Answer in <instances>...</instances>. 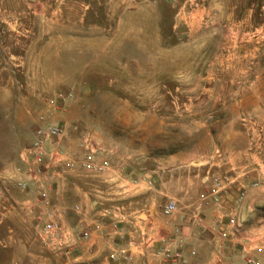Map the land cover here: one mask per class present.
I'll list each match as a JSON object with an SVG mask.
<instances>
[{
    "label": "rangeland",
    "instance_id": "obj_1",
    "mask_svg": "<svg viewBox=\"0 0 264 264\" xmlns=\"http://www.w3.org/2000/svg\"><path fill=\"white\" fill-rule=\"evenodd\" d=\"M239 17L258 39L255 72L234 69ZM256 106L264 111V0H0V264L63 254V227L43 229L62 225L53 181L25 155L36 127L63 128L47 146L84 177L101 185L116 171L138 184L155 160L223 143ZM92 148L105 171L80 167Z\"/></svg>",
    "mask_w": 264,
    "mask_h": 264
},
{
    "label": "crops",
    "instance_id": "obj_2",
    "mask_svg": "<svg viewBox=\"0 0 264 264\" xmlns=\"http://www.w3.org/2000/svg\"><path fill=\"white\" fill-rule=\"evenodd\" d=\"M242 22L239 17L240 30L234 32L240 60L234 69L255 72L258 39L253 32L242 31ZM242 81L254 82L252 75L239 79V84ZM250 117L244 123L247 126L229 128L226 141L211 144L198 158L178 153L155 160L150 181L137 184L133 176L119 177L111 171L104 180L107 184L103 182L105 187L84 177L78 168L67 169L62 178L54 177V166L47 179L53 181L52 193H57L56 210L64 229L58 244L63 254H30L9 262L166 264L159 252L169 248L181 252L188 264H248L250 256H254V264H264V186H252L256 180H264V111L256 106ZM137 165L143 164L138 161ZM31 176V172L25 175L26 179ZM215 177L225 182L216 201L210 194ZM241 190L243 196L238 198ZM42 199L47 210V193ZM170 200L176 209L165 215L163 207ZM231 217L235 224L229 223ZM80 220L90 228L86 238L77 234ZM119 249L125 251L124 256Z\"/></svg>",
    "mask_w": 264,
    "mask_h": 264
},
{
    "label": "built area",
    "instance_id": "obj_3",
    "mask_svg": "<svg viewBox=\"0 0 264 264\" xmlns=\"http://www.w3.org/2000/svg\"><path fill=\"white\" fill-rule=\"evenodd\" d=\"M172 1V0H169ZM63 134V128L61 126L46 124L38 126L34 131V138L32 143L26 148L25 155L30 158L33 164V172L38 175L43 171H48L54 166H58L63 163L65 168H73L74 163L68 160H63L61 152L58 149L49 150L47 143L50 140L57 139ZM81 166L89 172H102L108 167V161H98L96 158L95 149H90L81 161ZM252 186H264V180H256L252 183ZM225 188V182L222 178H213V185L210 189L211 197L214 201L217 200L218 194ZM46 196V193H42V197ZM243 196V190L240 191L238 198ZM176 209V203L172 200L168 201L163 207V213L169 215ZM229 223L235 224V219L231 217ZM77 226L79 227L77 234L79 237L86 238L90 234V228L83 221H78ZM43 229L46 233H59L62 228L54 219L45 221ZM222 236H227L225 231L221 232ZM258 252L262 251L261 247L256 249ZM120 255L124 256L125 251L123 249L118 250ZM159 254L165 260L166 264H188L181 252H172L169 248L162 249ZM114 257V254H110ZM248 264H254L256 262L254 256H250L246 259Z\"/></svg>",
    "mask_w": 264,
    "mask_h": 264
}]
</instances>
